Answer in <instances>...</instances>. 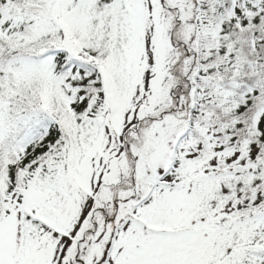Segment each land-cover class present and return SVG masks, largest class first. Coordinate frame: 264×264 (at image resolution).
Listing matches in <instances>:
<instances>
[{
  "label": "snow or ice",
  "instance_id": "obj_1",
  "mask_svg": "<svg viewBox=\"0 0 264 264\" xmlns=\"http://www.w3.org/2000/svg\"><path fill=\"white\" fill-rule=\"evenodd\" d=\"M0 264H264V0H0Z\"/></svg>",
  "mask_w": 264,
  "mask_h": 264
}]
</instances>
